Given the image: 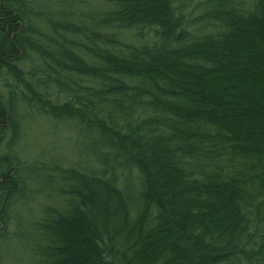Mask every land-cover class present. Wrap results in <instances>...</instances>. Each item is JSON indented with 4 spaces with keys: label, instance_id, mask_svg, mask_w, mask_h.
<instances>
[{
    "label": "trees",
    "instance_id": "16d2710c",
    "mask_svg": "<svg viewBox=\"0 0 264 264\" xmlns=\"http://www.w3.org/2000/svg\"><path fill=\"white\" fill-rule=\"evenodd\" d=\"M191 1L0 0V264H264V0Z\"/></svg>",
    "mask_w": 264,
    "mask_h": 264
},
{
    "label": "rangeland",
    "instance_id": "374dc122",
    "mask_svg": "<svg viewBox=\"0 0 264 264\" xmlns=\"http://www.w3.org/2000/svg\"><path fill=\"white\" fill-rule=\"evenodd\" d=\"M239 1H241L244 5H246V4H248L247 2L251 3L252 0H239ZM200 3L201 2H198V0H194V1L192 0L191 3L187 6L186 14L190 18V20L193 21L196 17H198L202 13L203 9H202V6ZM192 28H193V26H192ZM190 30L193 31L192 32L193 34L197 35L199 32H205L208 29L205 27L203 29V28H200V26H197L196 29H190ZM147 32H148V29H146V28L140 29L138 32V35L133 37L132 33L135 34V33H137V31H135V32L129 31V32H126V34L128 36L124 35L123 39L127 42H131V43H135V44L147 43L145 37H148V35L151 34V33H147ZM136 40H140V41L137 42ZM0 78H2V76ZM34 120L36 123L34 126L36 132L34 129L31 130V127H30V129L26 130L25 133L22 134V141L24 143H26L25 150L27 149L26 150L27 152H31L33 150V148H35V146L39 147V145H41V143H43L45 141V138H46L45 133L42 132V131H44V127H40V124L43 122V119L39 118L37 116H34L33 121ZM24 123L26 124V120H24ZM41 129H43V130H41ZM63 130L60 129V131L58 132V140H57V138H55L54 145L55 146L57 145L56 149L60 145L59 142L65 141L67 143L64 144V152L67 154H68V152H70V156L72 155V153H76V155H78V148H77V145L75 144V142H73L74 144L70 143V146H69V142H70L69 139L77 137V135L75 134V128H73L71 126L70 122H65L63 125ZM91 140L92 139H90L89 135H83L82 142L81 141L77 142L79 145V148L81 149L82 147H89ZM51 142H52V138H51ZM63 163L69 164L71 162L68 161V162H63ZM83 164L88 166V165H91L92 163L87 158H85V160H83ZM96 167L98 169V167H100V165H98ZM108 169H109L108 170L109 173L111 171V172H114L116 174V180H117L116 184L118 187L123 188V186L127 185V193H126L127 194L126 196H128V204H127L128 205V211H127L128 226L127 227L130 230L133 226H135L132 224L134 223V221L138 217L136 209H133L132 206L134 205V208H135L136 205H138V201L140 199L139 198V190H140L139 173L136 171L135 168H129V169L125 170V168H122V167L119 168L118 166L115 167V165H114L113 169H110V168H108ZM16 197H14L11 200H13V201L17 200ZM148 214L151 215L152 212L149 210ZM142 225L144 228L149 226V222L147 221V219L144 218V220L142 221ZM117 227H119V226H117ZM117 227L115 230V229H112V226H110V228L108 229V230H110V231H108V234H112V240L115 242V244L117 245V247L119 249H122V246H123L122 240L119 241L116 239L118 237L119 238L124 237V234H119L121 232V230L118 232L119 229ZM125 230H126V228H125Z\"/></svg>",
    "mask_w": 264,
    "mask_h": 264
}]
</instances>
